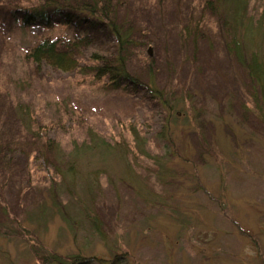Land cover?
<instances>
[{"label": "rangeland", "instance_id": "obj_1", "mask_svg": "<svg viewBox=\"0 0 264 264\" xmlns=\"http://www.w3.org/2000/svg\"><path fill=\"white\" fill-rule=\"evenodd\" d=\"M59 1L75 18L44 29L22 22L41 0H0V264H264V89L205 0H114L118 38L79 11L86 0ZM262 16L248 0L246 17ZM44 39L78 67L37 68L27 53ZM122 41L139 86L90 70Z\"/></svg>", "mask_w": 264, "mask_h": 264}, {"label": "trees", "instance_id": "obj_2", "mask_svg": "<svg viewBox=\"0 0 264 264\" xmlns=\"http://www.w3.org/2000/svg\"><path fill=\"white\" fill-rule=\"evenodd\" d=\"M43 4L37 7L25 10V15L22 18L23 25L28 27L34 23H37L41 28L51 29L54 24H70L75 18L71 13L63 8V3L59 0H41ZM114 0H86L85 3L78 5L79 11L89 18V22L93 24L95 21L105 22L109 32L116 38L120 37V27H116L115 23L111 19L113 12ZM206 9H210L215 16L218 17L222 28L226 31L229 41L227 48L235 57L238 65L243 68L244 73L252 82L254 87L259 91L264 89V53L261 50V44L257 41V36L261 34L264 38V25L262 19L254 25L252 19L246 17L248 0H205ZM260 44V45H259ZM123 41L121 42L120 52L118 57H114L113 60L104 61L102 64L92 67L90 70L96 79L107 77L110 84L113 86H119L120 83L126 82L133 84L134 87L139 86L138 81L131 77L124 64V59L120 56L123 52ZM119 49V48H118ZM28 58L32 60L37 68H41L43 65H48L64 72H70L78 67L77 60L70 52H60L57 49L56 40L44 39L36 44L28 53ZM98 59V58H97ZM149 94L152 97L163 101V93L156 89L148 88ZM165 104V101L162 102ZM26 108L22 104H18L17 112L20 115L22 121L30 120V114L25 110ZM133 135L137 138L138 134L135 129H131ZM38 134V133H36ZM91 139H96L100 142L101 146L109 149L110 146L103 140L97 138L92 132H90ZM97 144V145H100ZM58 146L49 140L46 145L47 151L52 146ZM96 144L93 146H97ZM87 147L81 145V148ZM79 146H75V150H79ZM89 148V147H88ZM64 176L72 174L73 165H69L66 169ZM92 228L99 233V226L95 219H91ZM41 264H121L122 255L115 256L108 262H105L97 258H85L81 255H74L67 258L60 256H48L42 255L39 257Z\"/></svg>", "mask_w": 264, "mask_h": 264}]
</instances>
